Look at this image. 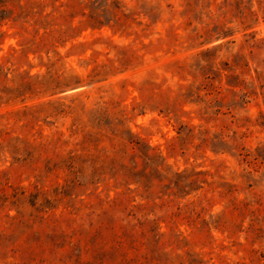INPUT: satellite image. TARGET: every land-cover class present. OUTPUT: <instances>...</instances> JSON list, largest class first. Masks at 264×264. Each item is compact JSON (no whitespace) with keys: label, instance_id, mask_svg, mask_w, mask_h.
<instances>
[{"label":"rangeland","instance_id":"rangeland-1","mask_svg":"<svg viewBox=\"0 0 264 264\" xmlns=\"http://www.w3.org/2000/svg\"><path fill=\"white\" fill-rule=\"evenodd\" d=\"M0 264H264V0H0Z\"/></svg>","mask_w":264,"mask_h":264},{"label":"trees","instance_id":"trees-1","mask_svg":"<svg viewBox=\"0 0 264 264\" xmlns=\"http://www.w3.org/2000/svg\"><path fill=\"white\" fill-rule=\"evenodd\" d=\"M114 5H115L116 7H119V4H116V3H115ZM245 203L247 204V202H245Z\"/></svg>","mask_w":264,"mask_h":264}]
</instances>
